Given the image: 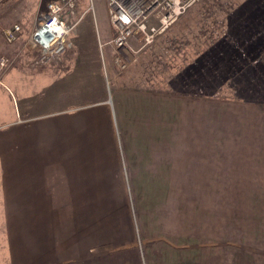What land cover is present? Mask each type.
<instances>
[{"label": "crops", "instance_id": "0c3cea01", "mask_svg": "<svg viewBox=\"0 0 264 264\" xmlns=\"http://www.w3.org/2000/svg\"><path fill=\"white\" fill-rule=\"evenodd\" d=\"M96 11L94 1L78 0V10L65 14L73 29L61 58L38 66V53L22 76L8 78L9 66L0 79V264H243L238 256L229 261L227 222L216 235L210 223L191 218L186 235L144 237L139 247L125 208L124 146H165V134L179 135L180 102L190 133L211 134L226 112L243 141L254 125L262 123L263 134L264 110L173 93L190 85L164 67L177 24L149 46L131 38L121 71L107 2L104 14ZM235 150V174L213 171L204 181L264 182L256 174L264 156ZM102 199L120 200V219L115 208H99ZM85 215L95 223L83 222Z\"/></svg>", "mask_w": 264, "mask_h": 264}, {"label": "rangeland", "instance_id": "374dc122", "mask_svg": "<svg viewBox=\"0 0 264 264\" xmlns=\"http://www.w3.org/2000/svg\"><path fill=\"white\" fill-rule=\"evenodd\" d=\"M51 1L0 3V60L6 63L3 73L10 66L8 78L17 73L22 76V66L38 55L28 40ZM89 1H94L96 12L105 13L106 0ZM14 24L21 31L9 42L5 31ZM175 24L178 29L171 36L174 43L165 49L164 67L165 71L176 68L172 75L190 85L173 87V93L204 95L224 106L264 110V0H201ZM186 107V102H180L179 135L165 134V146H124L131 197L125 208L131 206L137 244L140 247L144 237L186 235L191 218L197 224L210 223L216 235L220 229L222 234L227 222L229 261L238 256L243 264H264V182L204 181L213 178L204 176L213 171L235 174L236 147L250 156H264V151H257L264 149L262 123L254 125L253 135L250 132L243 141L235 127L231 128L235 120L224 112V125L214 123L211 134L199 133L197 128L193 134ZM256 161L264 166V157ZM263 166L256 168V174H264ZM96 201L102 211L115 208L113 217L120 219V200H113L114 204L112 200ZM82 221L95 223V215H85Z\"/></svg>", "mask_w": 264, "mask_h": 264}, {"label": "built area", "instance_id": "2783aa9c", "mask_svg": "<svg viewBox=\"0 0 264 264\" xmlns=\"http://www.w3.org/2000/svg\"><path fill=\"white\" fill-rule=\"evenodd\" d=\"M4 0H0L2 3ZM201 0H106L109 20L114 28L112 40L115 49V63L121 71L129 63L123 56V49L129 46L133 37L139 36L143 45H151L192 6ZM78 10V0H53L41 16L37 27L29 37L30 49L39 53L34 64L42 66L58 61L66 51L67 37L73 29L65 19L66 12ZM21 26L14 24L6 29L9 42L17 39ZM0 60V79L5 68Z\"/></svg>", "mask_w": 264, "mask_h": 264}]
</instances>
